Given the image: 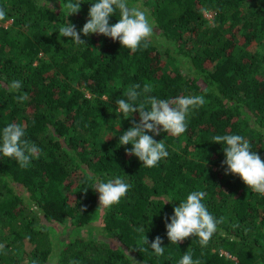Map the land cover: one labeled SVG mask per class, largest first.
<instances>
[{
	"label": "trees",
	"instance_id": "obj_1",
	"mask_svg": "<svg viewBox=\"0 0 264 264\" xmlns=\"http://www.w3.org/2000/svg\"><path fill=\"white\" fill-rule=\"evenodd\" d=\"M51 1L0 0V136L20 124L40 149L27 168L0 155V264H179L187 251L201 264H264V195L225 175L223 145L212 143L238 134L264 160V0H128L143 2L155 26L135 53L83 36L96 0L70 16L66 0ZM118 19L117 11L109 23ZM67 22L86 46L59 35ZM14 80L19 91L8 87ZM137 83L158 99L206 100L190 109L185 133L154 136L169 155L152 168L119 145L139 113L123 116L116 100ZM116 177L129 191L98 208L96 182ZM193 191L206 193L202 203L223 222L205 247L195 236L171 244L166 218ZM157 236L162 256L150 249Z\"/></svg>",
	"mask_w": 264,
	"mask_h": 264
},
{
	"label": "clouds",
	"instance_id": "obj_2",
	"mask_svg": "<svg viewBox=\"0 0 264 264\" xmlns=\"http://www.w3.org/2000/svg\"><path fill=\"white\" fill-rule=\"evenodd\" d=\"M81 3H83L82 0H66L63 7L70 16L80 11ZM117 11L119 12L118 22L110 24V17L115 16ZM88 17L81 30L83 36L99 34L110 37L113 41L118 40L122 48H127L133 53L141 47L147 48L148 41L153 35V27L146 12L134 6L130 7L128 0H96L91 3ZM5 18L6 12L0 8V21H4ZM81 31H77L74 24L67 22L59 28V35L86 46L85 41L81 39ZM8 87L10 90L19 91L22 88V82L14 80ZM151 92V84L145 83L142 88L138 83L130 85L125 93L126 99L116 100L115 110L123 116L139 113V122H133V126L119 137V145H131V149L126 150V155L137 157L142 165L148 168L157 166L169 155L164 140L157 142L154 136H159L161 131L174 137L185 133L186 118L190 109L199 108L206 103L202 95L158 99L146 95ZM16 99L23 103L28 99L27 93L18 95ZM146 105H150V108H146ZM24 136V128L15 123L5 126L0 136V155L14 159L21 168H27L31 160L40 152V149L34 143L24 139ZM212 143L223 145L225 159L222 166H227L225 175L239 176L248 189L264 195V160L251 150L249 141L238 134H227L214 136ZM129 188L130 184L119 177L107 182L97 181L94 190L99 193L98 208L109 209L119 204ZM205 196L204 191L189 193L186 200L173 209V215L166 218V233L171 244L177 245L178 242L195 236L200 246L205 247L217 232V226L223 222V218L217 220L209 213L205 204L202 203ZM84 210L81 209V211ZM169 219L170 222H167ZM137 231L144 233L142 241L149 247L144 227L138 228ZM162 244L163 240L159 236L151 241L150 249L156 256L164 254L165 248L161 246ZM3 249L4 245L0 244V250ZM33 264L36 262L33 261ZM179 264H201V262L198 259L193 260L191 252L187 251Z\"/></svg>",
	"mask_w": 264,
	"mask_h": 264
},
{
	"label": "rangeland",
	"instance_id": "obj_3",
	"mask_svg": "<svg viewBox=\"0 0 264 264\" xmlns=\"http://www.w3.org/2000/svg\"><path fill=\"white\" fill-rule=\"evenodd\" d=\"M44 1L52 2L51 0H44ZM136 7L139 8L140 10H142V11H145L146 14H147V16H148V12H147L148 8H147L146 5L143 4V2H138V3H136ZM207 18H208V20H209L210 22H213L214 13H213V12H207ZM151 25H152V27H153V29H154V28H155L154 24L151 23ZM255 45H257L256 42L252 44V48H256ZM258 45H259V44H258ZM257 49H258V50H261V51L263 50V48H261V47H259V48H257ZM17 188H18L19 190L24 191L23 188L20 187V186H18ZM96 223H97V222H96ZM63 238H67V237H66V236H63ZM52 261H53V259H52ZM53 262H54V261H53Z\"/></svg>",
	"mask_w": 264,
	"mask_h": 264
}]
</instances>
